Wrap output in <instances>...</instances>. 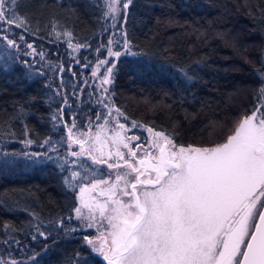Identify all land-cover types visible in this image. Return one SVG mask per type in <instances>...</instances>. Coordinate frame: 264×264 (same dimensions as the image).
Segmentation results:
<instances>
[{"label": "trees", "instance_id": "trees-1", "mask_svg": "<svg viewBox=\"0 0 264 264\" xmlns=\"http://www.w3.org/2000/svg\"><path fill=\"white\" fill-rule=\"evenodd\" d=\"M8 7L13 8L11 0ZM13 10L26 18L27 30L15 29L17 40L24 36L19 48H9L0 38V142H9L0 147V258L5 264L9 259L75 264L79 253L82 262L103 264L83 239L93 237V230H78L77 195L65 184L67 174L55 162L59 158L39 163L24 155L22 145L53 138L67 148L69 116L62 110V95L69 97L76 84V91L81 88L78 69L109 40L106 4L17 0ZM66 31L72 44L90 50L79 54L78 63L69 54L68 37H56ZM122 32L135 55L119 58L109 93L128 116L124 123L134 120L165 131L177 145L211 147L223 143L255 108L264 84L259 74L264 72V0H132ZM28 43L44 58L25 57ZM81 106L77 116L86 121L91 101L83 98ZM132 132L144 142L141 131ZM61 219L63 227L56 224Z\"/></svg>", "mask_w": 264, "mask_h": 264}, {"label": "snow or ice", "instance_id": "snow-or-ice-1", "mask_svg": "<svg viewBox=\"0 0 264 264\" xmlns=\"http://www.w3.org/2000/svg\"><path fill=\"white\" fill-rule=\"evenodd\" d=\"M16 3L11 0L10 9L9 0H0V31L10 30L2 27L5 24L27 30L26 18L13 10ZM105 3L106 17L115 19L122 5L126 18L132 0ZM55 34L57 38L68 37V46L74 52L84 47L72 44L71 32ZM124 37L125 52L135 55L126 33ZM2 39L7 40L9 48H19L15 39ZM19 39L23 41L24 36ZM108 43L111 45L113 40ZM27 48L31 52L25 55L44 58L33 44L28 43ZM123 54L107 48L109 57L119 60ZM105 65L108 66L99 76V87L109 95H102L100 102L108 100L105 107L111 122L106 117L95 132L91 127L74 132L75 123L64 124L68 148H79L68 154L89 159L93 165H106L109 170L106 178L92 179L87 184L76 183L81 179L76 170L65 178L69 189H79L75 218L84 222L86 228L96 229L95 237H83L91 251L106 264H264V84L258 89L253 111L239 119L223 143L211 147L182 146L165 131L134 120L130 125L122 122L129 118L110 100L114 93L105 87L114 82L116 64L101 59L92 76L98 77ZM259 74L264 80V72ZM184 75L189 81L193 79L188 73ZM59 118L63 119L62 114ZM133 129L148 134L144 142H140L139 135H128ZM109 141L111 147L106 153L102 147H95ZM25 144L30 146L32 141ZM24 155L32 159L41 154ZM56 224L63 227V219ZM39 235L47 239L44 231H39ZM75 264H87V260L82 262L77 253Z\"/></svg>", "mask_w": 264, "mask_h": 264}, {"label": "rangeland", "instance_id": "rangeland-1", "mask_svg": "<svg viewBox=\"0 0 264 264\" xmlns=\"http://www.w3.org/2000/svg\"><path fill=\"white\" fill-rule=\"evenodd\" d=\"M105 2V0H104ZM106 4V3H105ZM107 7V5H106ZM121 7V11L120 13L116 16L115 19H113V17L111 15L107 16L108 17V22H109V31L111 32L109 35V39L113 40V43L111 45H109L108 41H106V45L100 49H97L96 51H93L91 54V59L89 60L88 64H85L83 66V68L81 67L80 69H78V74L79 76V80L81 83V88L79 90L76 91V85L72 88V90L70 91L69 97L65 96L64 94L62 95V110H65L66 114L68 113L67 116H69V120H68V125L71 126L72 123L76 124V128L73 129L74 132L76 131H87L89 129V127H91L92 131L95 132L97 129V126L102 125L104 123V119L107 117V111L108 109L105 107V104L108 103V100H104L103 103L100 102V99L103 96H108V93H103L102 89L99 87V76H102L104 73V68L107 67L108 65L105 66H101L100 72L98 73V77H93L92 76V71L95 68L96 64L98 63L99 60L101 59H105L109 61V64L111 63H117V59L115 57H109L107 55V48L108 47H112V49L114 51H121L124 52V55H127L128 53L125 52L124 48H123V43H124V37H123V32H122V25H123V19L125 16V12L122 9V5ZM113 25H115L113 27ZM3 28H9L10 30L7 32L4 31H0V38L7 36L8 39H15L16 38V33H18L15 29H19V28H14V26H8V25H2ZM6 43L7 40L3 39ZM18 41V42H17ZM16 43L20 44L22 41L17 40ZM24 48H26V53L31 52V49L27 48V46H24ZM69 49V54L73 55V57H75V59H73V63H78L77 61H79V54L81 56L82 52L85 51V55H89V48H86V46L84 45V47H81L78 51L74 52L72 48H70L68 46ZM24 49L21 48V52H23ZM25 55V54H24ZM121 56V57H122ZM25 57H27V55H25ZM32 57H35V55H32ZM85 58H88L85 57ZM47 65V63H46ZM76 65V64H75ZM74 66V64H73ZM59 75H61V72L58 73ZM77 78V76H76ZM58 84L59 86L61 85V79H58ZM111 86V85H110ZM110 86H105V87H110ZM61 88V87H59ZM86 94V96H85ZM57 96H60V93L57 94ZM84 98V102L88 100L91 101V110L88 112L89 116L86 118V121H81L78 118V114L81 113V101ZM111 100V98H110ZM66 101V103H65ZM73 102H75L77 104L76 107L73 106ZM257 104V102H256ZM255 104V106H256ZM94 112V113H93ZM100 116V119L97 120L96 117ZM109 119V121L111 122V117H107ZM64 120V119H62ZM123 122V121H122ZM113 125H111V123L109 124V127H112ZM65 128V127H64ZM65 134L66 137L68 136L67 133V128H65ZM136 131H141L144 134V137H147V133L141 129H136ZM134 132H129L128 135H132ZM105 139V137H101V141L103 142V140ZM45 141H48V143H45ZM65 143V142H64ZM136 142H133V146H135ZM68 144V142H67ZM9 145V142H0V147H7ZM96 148H101L103 149V151L106 153L109 150V147H111V142L109 141L108 144H96L95 145ZM22 149L24 154L25 153H36V154H41V155H37L36 159L39 160V163L41 162L40 159H43L44 162L48 161L49 158L52 159H56L57 157L59 159H57L55 162L56 164L59 166V168L62 171L66 172V176L65 178L70 177V173L73 170L79 171L81 173V179L79 181H77L76 183H83V184H87L89 183L90 180L92 179H96V178H101L102 176L104 178H106V174L105 173H99L97 169L91 168L89 167L86 163H84L81 159H77L76 157L70 156L68 153L69 151H78V145H73L72 149L67 148L62 145L59 144V141H57V139H47L44 140L43 142H41L39 145H34L31 144L30 146H26V144L22 145ZM1 150V149H0ZM126 151V150H125ZM97 155H99V153H96ZM63 157H61V156ZM65 161H68V163H65ZM89 162V161H88ZM90 163V162H89ZM91 164V163H90ZM75 165V167H74ZM93 165V164H91ZM96 166V165H93ZM99 167V166H96ZM101 168V167H99ZM104 168V167H102ZM106 171V170H105ZM69 189V188H68ZM72 192H74L76 195L78 194V187L75 190L69 189ZM93 195H95V193H93ZM78 200V199H77ZM77 205L79 206V200ZM86 211V210H85ZM75 222L78 224V230H87L89 228H86L84 226V222L77 220L74 217ZM95 234L96 229L95 228H91ZM0 261H3L2 258H0ZM13 260L7 261L9 264H11ZM5 264V263H4Z\"/></svg>", "mask_w": 264, "mask_h": 264}, {"label": "water", "instance_id": "water-1", "mask_svg": "<svg viewBox=\"0 0 264 264\" xmlns=\"http://www.w3.org/2000/svg\"><path fill=\"white\" fill-rule=\"evenodd\" d=\"M81 158H83L84 160H87V161H89V162L92 164L91 160H89V159H86V158H84V157H81ZM96 166H99V167H104V169H105L107 172H109V170H108V168H107V166H106V165H96ZM121 171H123V170H121ZM96 234H97V232L95 231V234H94V236H93V237H95V236H96ZM94 255H95L97 258H99L103 264H106V261H104V260H103V258H102V257H101L99 254H97V253H94Z\"/></svg>", "mask_w": 264, "mask_h": 264}, {"label": "flooded vegetation", "instance_id": "flooded-vegetation-1", "mask_svg": "<svg viewBox=\"0 0 264 264\" xmlns=\"http://www.w3.org/2000/svg\"><path fill=\"white\" fill-rule=\"evenodd\" d=\"M135 144V143H134Z\"/></svg>", "mask_w": 264, "mask_h": 264}]
</instances>
